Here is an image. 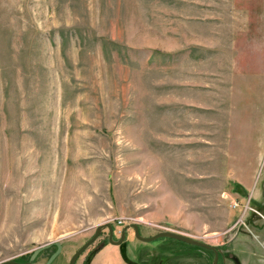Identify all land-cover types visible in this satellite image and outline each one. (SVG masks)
Masks as SVG:
<instances>
[{
	"label": "rangeland",
	"instance_id": "374dc122",
	"mask_svg": "<svg viewBox=\"0 0 264 264\" xmlns=\"http://www.w3.org/2000/svg\"><path fill=\"white\" fill-rule=\"evenodd\" d=\"M263 4L0 0V262L69 264L110 223L264 264ZM128 233L140 264L212 259Z\"/></svg>",
	"mask_w": 264,
	"mask_h": 264
},
{
	"label": "flooded vegetation",
	"instance_id": "af4514ba",
	"mask_svg": "<svg viewBox=\"0 0 264 264\" xmlns=\"http://www.w3.org/2000/svg\"><path fill=\"white\" fill-rule=\"evenodd\" d=\"M112 225V224H111ZM133 224H131V225H128V226H125L124 228H122L121 230H120V233L118 234V232H117V230H116V226H113L112 225V229H113V231H112V238H113V240L114 241H119L120 239H122V243H125L126 244V248H127V237H128V235H129V231H131L132 232V235H133V237L135 238V239H137V240H140V241H142L138 236H137V234H136V231H135V228L132 226ZM96 231H97V228H96V230H95V233H96ZM138 232H139V234L141 235V236H143L142 234H141V232H140V229H139V226H138ZM95 233H94V235H95ZM94 235H92V237L94 236ZM155 235V234H154ZM150 236H153V235H150ZM150 236H144V237H150ZM91 237V238H92ZM110 237H111V231H110V229H109V227L108 226H106L105 224L103 225V227L101 228V230H100V232H99V235H98V237L89 245V246H91L92 244H94V243H96V245L93 247V249L90 251V253L87 255V257L85 258V260H84V262H83V264H86V262H87V260L89 259V258H91V261H92V259H93V257L96 255V254H98L99 252H101L103 249H104V247L106 246V245H108V244H113V243H111V241H110ZM90 238V239H91ZM160 238H169V237H160ZM160 238H157V239H155V240H153V241H149V242H146V241H143V242H146V243H151V242H155V241H157L158 239H160ZM169 239H173V238H169ZM89 240V239H88ZM174 240H177V239H174ZM177 241H179V240H177ZM181 242H183V241H181ZM183 243H185V242H183ZM188 244V243H187ZM191 245V244H190ZM88 246V247H89ZM117 247H118V249H119V253H120V246H118V245H116ZM194 246H196V245H194ZM87 247V248H88ZM196 247H199V248H201V249H205V250H207L211 255H212V259L211 260H208V259H201V260H199V259H194L193 260V262H192V264H243L242 262H241V260H239V259H235L236 257L235 256H232L233 258H229L228 257V251L230 250V248L226 245V247L225 246H213V247H215L216 249L215 250H213V249H208V248H204V247H201V246H196ZM55 252H56V250H57V246L55 245ZM54 252V253H55ZM199 253H196L197 255H199V254H201V256H202V254H204L202 251L200 252V251H198ZM204 255H206V254H204ZM81 256V255H80ZM79 256V257H80ZM121 256V255H120ZM207 256H209L208 255V253H207ZM216 256H217V259H216ZM78 257V258H79ZM78 258H77V260H78ZM77 260H76V262H77ZM123 260V259H122ZM134 261V260H133ZM76 262H75V264H76ZM136 263H138V264H140L138 261H135ZM128 264V263H127Z\"/></svg>",
	"mask_w": 264,
	"mask_h": 264
},
{
	"label": "water",
	"instance_id": "95a60500",
	"mask_svg": "<svg viewBox=\"0 0 264 264\" xmlns=\"http://www.w3.org/2000/svg\"><path fill=\"white\" fill-rule=\"evenodd\" d=\"M106 226L109 227L110 231H111V237H110V241L111 243L115 244V245H118L120 246V255H121V258L123 259V261H125L126 263L128 264H138L136 263L135 261H133L132 259L129 258L128 254H127V248H126V244L125 243H122V239H120L119 241H114L113 238H112V225L110 223H107L105 224ZM134 228H135V231H136V234L137 236L142 240V241H146V242H149V241H153L157 238H160V237H169V238H173V239H177L179 241H183L185 243H188V244H191V245H196V246H201V247H204V248H208V249H213L215 250L216 248L213 247V246H210L202 241H199L197 239H194L188 235H185V234H182V233H179V232H176V231H171V230H166V231H161L153 236H150V237H144V236H141L138 232V225L137 224H133L132 225ZM103 227V225H100L97 227V231L95 233V235L89 239L85 244H83L75 253L74 255L72 256V258L70 259V262L69 264H75L77 258L87 249V247L98 237L99 235V232L101 230V228ZM51 244H46V245H43L39 248H37L34 253L32 254L31 256V259L29 261H26V262H20V261H17V260H5V261H1L0 264H36L34 262V259L35 257L45 248L49 247ZM55 245L57 246V250L55 253H53L48 261L45 263V264H51L52 261L56 258V256L61 252V249H62V245L60 242H55ZM216 259H217V256H216ZM91 263V258H89L86 262V264H90Z\"/></svg>",
	"mask_w": 264,
	"mask_h": 264
},
{
	"label": "crops",
	"instance_id": "0c3cea01",
	"mask_svg": "<svg viewBox=\"0 0 264 264\" xmlns=\"http://www.w3.org/2000/svg\"><path fill=\"white\" fill-rule=\"evenodd\" d=\"M264 10V4H263ZM260 55L264 57V37L257 38L254 42L251 43V49H253ZM250 51L244 53L242 56H246Z\"/></svg>",
	"mask_w": 264,
	"mask_h": 264
},
{
	"label": "trees",
	"instance_id": "16d2710c",
	"mask_svg": "<svg viewBox=\"0 0 264 264\" xmlns=\"http://www.w3.org/2000/svg\"><path fill=\"white\" fill-rule=\"evenodd\" d=\"M236 186H241L239 183H236Z\"/></svg>",
	"mask_w": 264,
	"mask_h": 264
}]
</instances>
